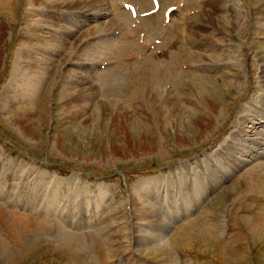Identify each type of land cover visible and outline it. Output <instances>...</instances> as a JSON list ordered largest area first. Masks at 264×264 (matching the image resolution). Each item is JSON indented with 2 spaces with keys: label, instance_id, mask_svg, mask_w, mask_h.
Masks as SVG:
<instances>
[{
  "label": "rangeland",
  "instance_id": "374dc122",
  "mask_svg": "<svg viewBox=\"0 0 264 264\" xmlns=\"http://www.w3.org/2000/svg\"><path fill=\"white\" fill-rule=\"evenodd\" d=\"M0 264H264V0H0Z\"/></svg>",
  "mask_w": 264,
  "mask_h": 264
},
{
  "label": "bare ground",
  "instance_id": "6f19581e",
  "mask_svg": "<svg viewBox=\"0 0 264 264\" xmlns=\"http://www.w3.org/2000/svg\"><path fill=\"white\" fill-rule=\"evenodd\" d=\"M91 1H92V0H91ZM94 1H95L96 4H98L99 2L104 3V0H94ZM216 2H217V1H216ZM218 3H219V2H218ZM105 4H106V3H105ZM100 5H101V4H100ZM106 5H107V4H106ZM95 6H96V5H95ZM96 7H97V6H96ZM96 7H95V8H96ZM78 8H80V7H78ZM90 8H91V9H90ZM106 8H108V7H106ZM101 9H102V8H101ZM81 10H82V9H81ZM93 10H94V6H93V4H92L91 6H89V9H88L86 12L82 10L83 12L86 13V14H84V15H82V16L85 18V16L90 15V14H91L90 12H91V11L93 12ZM108 10H109V8H108ZM108 10H106V11H108ZM77 11H78V10H77ZM106 11H104V12H106ZM202 12H203V11H202ZM205 12H206V11H205ZM92 14H93V13H92ZM94 14H95V13H94ZM99 15H100V14H99ZM203 24H204V23H203ZM201 27H203V25H202ZM205 29H206V28H204V31H205ZM202 43H203V42H202ZM206 43H207V42H206ZM200 45H201V44H200ZM19 61H20V60H19ZM23 62H26V61H25V58L22 59V63H23ZM22 63H21V64H22ZM19 67H20V65H19ZM25 67H26V63H25L24 68H25ZM22 68H23V67H22ZM22 72H23V71H22ZM28 73H29V72H28ZM30 73H31V72H30ZM21 75H23V73H21ZM35 75H36V74H35ZM27 76H28V75H27ZM31 76H32V75H31ZM33 77H34V76H33ZM80 77H81V76H80ZM80 77H79V78H80ZM21 78H22V77H21ZM21 78L19 77V81H21ZM30 78H31V77H30ZM24 79H25L24 81H29V80H27V78H25V77H24ZM22 80H23V79H22ZM35 80H36V79H35ZM77 80H79V79H77ZM80 80H81V81L83 80V83L85 82V80H84L83 77L80 78ZM24 81H22V83H24ZM86 81H87V80H86ZM31 83H32V82H31ZM78 83H81V82H78ZM83 83H81V85H82ZM89 83H90V82H89ZM84 84H85V83H84ZM84 84H83V85H84ZM23 85H24V84H23ZM25 85H26V84H25ZM31 86H32V85H31ZM84 86H86V85H84ZM24 89H25L26 92L29 91L28 87H27V88L25 87ZM72 91H73V90H72ZM29 92H30V91H29ZM216 110H217V109H216ZM212 112H213V111H212ZM213 114H214V113H213ZM215 114H216V113H215ZM206 117H207V116H206ZM22 119H23V118H22ZM22 119H21V120H20V119H17L16 122H20V123H22ZM206 123H207V122H206ZM21 125L23 126V124H21ZM210 127H211V126H210ZM258 143H259V142H258ZM144 185H145V186L148 185V187H147L145 190H146L147 194L150 193V196H151V193L154 192L153 190H156L155 184L153 185L152 183H150V182L147 181V182L144 183ZM150 196H147V197H150ZM148 199H149V198H148ZM177 212H178V211H177ZM73 222H74V221H73ZM87 223H88V222H87ZM85 224H86V222H85Z\"/></svg>",
  "mask_w": 264,
  "mask_h": 264
}]
</instances>
